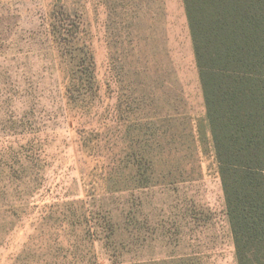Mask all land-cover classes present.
Returning <instances> with one entry per match:
<instances>
[{
	"label": "rangeland",
	"instance_id": "rangeland-1",
	"mask_svg": "<svg viewBox=\"0 0 264 264\" xmlns=\"http://www.w3.org/2000/svg\"><path fill=\"white\" fill-rule=\"evenodd\" d=\"M0 264H238L184 0H0Z\"/></svg>",
	"mask_w": 264,
	"mask_h": 264
},
{
	"label": "trees",
	"instance_id": "trees-1",
	"mask_svg": "<svg viewBox=\"0 0 264 264\" xmlns=\"http://www.w3.org/2000/svg\"><path fill=\"white\" fill-rule=\"evenodd\" d=\"M238 264H264V0H184Z\"/></svg>",
	"mask_w": 264,
	"mask_h": 264
},
{
	"label": "crops",
	"instance_id": "crops-1",
	"mask_svg": "<svg viewBox=\"0 0 264 264\" xmlns=\"http://www.w3.org/2000/svg\"><path fill=\"white\" fill-rule=\"evenodd\" d=\"M193 40V39H192ZM193 46H194V44H193ZM194 53H195V51H194Z\"/></svg>",
	"mask_w": 264,
	"mask_h": 264
}]
</instances>
